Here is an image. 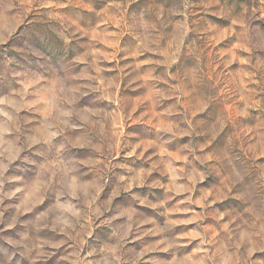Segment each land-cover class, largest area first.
Here are the masks:
<instances>
[{"label": "rangeland", "instance_id": "obj_1", "mask_svg": "<svg viewBox=\"0 0 264 264\" xmlns=\"http://www.w3.org/2000/svg\"><path fill=\"white\" fill-rule=\"evenodd\" d=\"M0 264H264V0H0Z\"/></svg>", "mask_w": 264, "mask_h": 264}]
</instances>
